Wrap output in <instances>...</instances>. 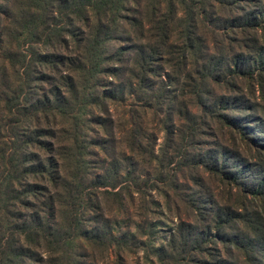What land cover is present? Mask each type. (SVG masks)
I'll return each instance as SVG.
<instances>
[{"label":"trees","instance_id":"obj_1","mask_svg":"<svg viewBox=\"0 0 264 264\" xmlns=\"http://www.w3.org/2000/svg\"><path fill=\"white\" fill-rule=\"evenodd\" d=\"M154 263L264 264V0H0V264Z\"/></svg>","mask_w":264,"mask_h":264},{"label":"rangeland","instance_id":"obj_2","mask_svg":"<svg viewBox=\"0 0 264 264\" xmlns=\"http://www.w3.org/2000/svg\"><path fill=\"white\" fill-rule=\"evenodd\" d=\"M171 216H169L167 213H164V218L162 219V221L164 222L163 225L160 226L161 228V232L159 233L158 237L156 238V245L159 246L162 243V239L161 236H166L167 235V230L169 227L173 226V223L171 222ZM157 264V263H154Z\"/></svg>","mask_w":264,"mask_h":264}]
</instances>
